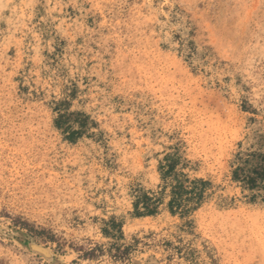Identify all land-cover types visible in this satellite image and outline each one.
<instances>
[{
    "label": "rangeland",
    "instance_id": "1",
    "mask_svg": "<svg viewBox=\"0 0 264 264\" xmlns=\"http://www.w3.org/2000/svg\"><path fill=\"white\" fill-rule=\"evenodd\" d=\"M261 157L264 0H0V264H264Z\"/></svg>",
    "mask_w": 264,
    "mask_h": 264
},
{
    "label": "trees",
    "instance_id": "2",
    "mask_svg": "<svg viewBox=\"0 0 264 264\" xmlns=\"http://www.w3.org/2000/svg\"><path fill=\"white\" fill-rule=\"evenodd\" d=\"M250 161L249 158H241L233 172L234 177L243 181L251 189H257L258 191L254 193L255 195L259 194L264 197V157H261L255 164H251ZM185 182H188V184L186 185ZM206 183V181L200 179H179L172 189L171 205L182 211L190 209L192 207H190L191 203H196L197 205L203 196V187ZM147 210L149 213L154 212L155 207L147 205Z\"/></svg>",
    "mask_w": 264,
    "mask_h": 264
}]
</instances>
